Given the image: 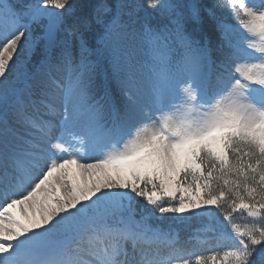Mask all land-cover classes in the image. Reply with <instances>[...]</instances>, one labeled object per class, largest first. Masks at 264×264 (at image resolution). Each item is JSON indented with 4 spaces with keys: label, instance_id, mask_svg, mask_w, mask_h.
Wrapping results in <instances>:
<instances>
[{
    "label": "snow or ice",
    "instance_id": "snow-or-ice-1",
    "mask_svg": "<svg viewBox=\"0 0 264 264\" xmlns=\"http://www.w3.org/2000/svg\"><path fill=\"white\" fill-rule=\"evenodd\" d=\"M178 98L209 112L170 137ZM228 117L264 120V0H0V264H264ZM193 218L223 250L149 257Z\"/></svg>",
    "mask_w": 264,
    "mask_h": 264
},
{
    "label": "rangeland",
    "instance_id": "rangeland-1",
    "mask_svg": "<svg viewBox=\"0 0 264 264\" xmlns=\"http://www.w3.org/2000/svg\"><path fill=\"white\" fill-rule=\"evenodd\" d=\"M214 102L215 101H213V103ZM208 112L209 105L207 103L197 102L193 105L192 110L189 111L188 106L183 100L178 98L177 101L166 106V108L157 115L156 121L153 122V126L167 132L168 136L174 137L175 130L178 127H191L195 130L197 126L206 119ZM165 121H167V127H164ZM233 129H241L249 138L258 140L264 145V120L253 122L247 120L241 121L234 117H228L225 119L222 127L213 133H209V136L215 135L217 132L218 135L216 136L215 141L224 143L225 140H230L233 143ZM221 137H223V140ZM204 139L207 140L208 137H205ZM192 143L195 144L197 141H192ZM210 143L215 151L220 150V146L217 143Z\"/></svg>",
    "mask_w": 264,
    "mask_h": 264
},
{
    "label": "trees",
    "instance_id": "trees-1",
    "mask_svg": "<svg viewBox=\"0 0 264 264\" xmlns=\"http://www.w3.org/2000/svg\"><path fill=\"white\" fill-rule=\"evenodd\" d=\"M226 23L231 24L232 21H226ZM228 147L232 150V161L233 164L236 165L238 168H242V166H247L249 169L255 166L257 163H261L264 161V156H259V153L262 151L260 146L250 138H243V140L233 143L228 142ZM259 157V158H258ZM198 220V219H197ZM199 221H209L206 218H201ZM192 222V220H190ZM242 222V221H241ZM178 225H173L176 228ZM172 227V229H173ZM171 229V232H172ZM194 230L192 225H189L188 228L184 230H180L179 232L184 231L185 233H191ZM167 231V229H166ZM170 232V233H171ZM216 247L212 248L209 252H206L204 255H210L214 250H223L224 245L216 240ZM194 258V257H193Z\"/></svg>",
    "mask_w": 264,
    "mask_h": 264
}]
</instances>
